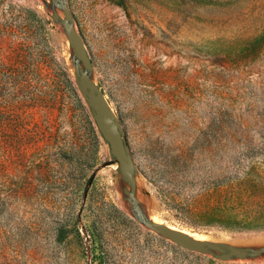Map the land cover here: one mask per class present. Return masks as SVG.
I'll use <instances>...</instances> for the list:
<instances>
[{
  "label": "rangeland",
  "instance_id": "obj_1",
  "mask_svg": "<svg viewBox=\"0 0 264 264\" xmlns=\"http://www.w3.org/2000/svg\"><path fill=\"white\" fill-rule=\"evenodd\" d=\"M151 218L246 255L182 248ZM263 237L264 0H0V264H264Z\"/></svg>",
  "mask_w": 264,
  "mask_h": 264
},
{
  "label": "water",
  "instance_id": "obj_2",
  "mask_svg": "<svg viewBox=\"0 0 264 264\" xmlns=\"http://www.w3.org/2000/svg\"><path fill=\"white\" fill-rule=\"evenodd\" d=\"M62 12L65 16V19L69 20L70 14L68 9L63 7ZM56 17L57 15H54V18ZM64 30L67 39L72 45L78 59L82 62L84 68L87 70L91 69L90 61L77 33L68 24L65 25ZM77 76L79 77V87L82 93L85 95L89 106L93 110V119L97 128L99 129V132L101 133L104 140L108 143L112 155L116 158L120 173L127 180L129 186L134 188L135 179L133 177V164L126 151L124 141L121 138L118 127L114 121V118L112 117L103 94L98 91L91 83L86 72L80 70L77 73ZM148 228L159 233L162 237L172 240L182 248L194 250L196 252H205L207 250L215 251L220 254L218 258L223 260L229 259L230 257L242 258L246 255L244 251H240L234 247H229L228 253H225L222 248L215 244L191 240L181 233L167 230L162 225L149 223ZM258 253L259 252L256 251L255 254Z\"/></svg>",
  "mask_w": 264,
  "mask_h": 264
},
{
  "label": "bare ground",
  "instance_id": "obj_3",
  "mask_svg": "<svg viewBox=\"0 0 264 264\" xmlns=\"http://www.w3.org/2000/svg\"><path fill=\"white\" fill-rule=\"evenodd\" d=\"M156 217V216H155ZM158 219V218H157ZM151 223H154V224H157V225H160L159 222H157V220L155 218H151ZM167 230L169 231H174V232H178V233H181L185 236H187L188 238H190L191 240H194V241H197V242H204L205 241V238L201 235H198V234H193L189 231H186V230H178V229H175L174 227H169V226H166L165 227ZM256 236V235H255ZM254 236V237H255ZM264 238V237H263ZM262 239V238H261ZM258 240V239H256ZM261 242V240H259ZM258 242V241H257ZM254 243V242H253ZM262 244V243H261Z\"/></svg>",
  "mask_w": 264,
  "mask_h": 264
}]
</instances>
